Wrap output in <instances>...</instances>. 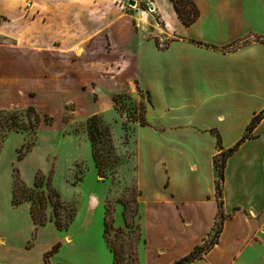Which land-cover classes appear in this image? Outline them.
I'll use <instances>...</instances> for the list:
<instances>
[{
    "label": "crops",
    "instance_id": "obj_1",
    "mask_svg": "<svg viewBox=\"0 0 264 264\" xmlns=\"http://www.w3.org/2000/svg\"><path fill=\"white\" fill-rule=\"evenodd\" d=\"M27 1L48 7L40 30L34 25L31 31L22 30L28 20ZM149 1L164 23L165 29L156 36L166 43L162 47L157 38L135 30L125 17V53L118 54L123 70L117 77L125 74L118 80L125 93L140 90L148 98L145 125L135 129V185L144 240L138 264L144 258L174 264L214 234L213 160L231 149L251 119L264 110V0H192L199 16L189 26L180 21L171 0ZM104 8H112V0H0V71L9 73L0 79L1 85L15 86L16 94L24 96L33 90L24 88L31 69L50 80L42 68L53 23L58 24L61 41L67 19L86 29L102 20L106 24L101 37L114 51L118 35L114 28L123 19L114 20L112 9L103 19L94 14ZM93 35L80 38L73 52L91 53ZM23 51L28 57L21 56ZM88 58L96 62L87 56V63ZM13 135L23 136L13 133L7 138ZM20 141L15 151L24 140ZM16 153L6 163L11 176L16 168L27 187L33 186L37 171L48 173V166L31 161L33 150L20 161ZM11 180L10 191L0 199V264H43L44 254L56 244L59 250L49 263L68 264L56 258L64 245H74L68 235L66 243L51 244L38 253L35 243H25L28 235L19 238L18 224L32 229L34 223L28 202L12 204L13 176ZM220 200L225 216L221 231L210 250L190 264H264V118L226 159ZM108 253L106 263L112 264ZM71 254L75 260L80 257L76 249ZM84 260L98 264L92 254Z\"/></svg>",
    "mask_w": 264,
    "mask_h": 264
},
{
    "label": "rangeland",
    "instance_id": "obj_2",
    "mask_svg": "<svg viewBox=\"0 0 264 264\" xmlns=\"http://www.w3.org/2000/svg\"><path fill=\"white\" fill-rule=\"evenodd\" d=\"M129 1H135L137 9L130 6ZM147 1L112 0V8L98 9L94 13L103 19L112 9L114 20L123 19L114 28L118 30L114 51L109 43L104 44L101 37L106 24L102 20L93 26L89 24L91 28L87 29L82 24L86 30H80V24L69 23L67 19L63 40L57 39L61 36V32H57L58 24H50L48 30L51 36L49 55L44 60L42 72L50 78L49 81L46 82L36 70L31 69L28 79L24 80V88L33 90L27 91L24 96L16 94L15 86L0 83V105H5L0 108L3 111L0 114V133H6V138L13 133L23 134L22 137L13 135L5 138L0 144V199L4 198L12 184L6 162L15 155L18 143L23 139V144L32 145L31 161L49 167L48 173L44 171L45 176L49 177L51 186L65 207V210H57L59 221L63 223L68 212H75L74 222L61 231L53 221L37 229L35 225L29 229L25 223L18 224L19 238L28 235L25 243H35L36 253L51 244L66 243L68 235L70 243L74 245H64L60 255L56 256L57 260L68 264H85L84 257L92 254L97 257L98 264H107L110 255L103 239V220L106 216L107 224L111 227L107 239L116 249L118 264H133L136 260L139 263L143 246L141 243L137 245L139 231L136 226L140 231L141 226L135 185V129L144 120L148 98L142 91L125 93L124 85L118 81L124 80L125 74L117 76L123 70V62L118 54L125 53V17L135 30L149 38H157L156 35L165 29L157 12L144 14V20L138 14L145 11ZM24 9L28 20L22 30L31 31L32 25L35 31L37 28L40 30L42 22L46 21L48 7L41 1H27ZM31 17L35 18V22L31 21ZM92 34L91 53L76 55L73 49L80 46V38L86 40ZM158 43L164 47L166 42L158 40ZM21 56L28 57L25 51ZM87 56L94 57L96 62L88 58L91 64L87 63ZM7 75V71H0V79ZM9 99L17 100L6 105ZM28 107H32L39 117L34 133L30 129L34 113H26ZM92 117L95 120L88 123ZM105 130L107 136L103 135ZM90 132L97 133L95 148L102 175L98 174L92 159ZM45 213L54 220L51 204L47 205ZM125 226L131 228L125 229L123 234L116 232ZM86 243H90L91 249L87 248ZM72 249L78 251L81 259L73 258ZM149 261L144 258L140 264H154ZM46 264H50L49 259H46Z\"/></svg>",
    "mask_w": 264,
    "mask_h": 264
},
{
    "label": "trees",
    "instance_id": "obj_3",
    "mask_svg": "<svg viewBox=\"0 0 264 264\" xmlns=\"http://www.w3.org/2000/svg\"><path fill=\"white\" fill-rule=\"evenodd\" d=\"M174 10L180 19V21L185 26L191 25L199 16V10L197 9L196 5L193 3L192 0H171ZM140 91V90H138ZM114 103H116V100H114ZM32 112L34 113L33 117V126L31 131L33 133L37 129V125L39 124V117L35 113L34 109L32 107H28L26 110V113ZM3 111L0 110V114H2ZM264 118V110L260 112L259 114L255 115L248 127L246 133L242 136V138L228 151L221 152L218 154L214 160H213V166L216 174V180H215V197L217 199V222L215 224L214 228V234L213 238L208 241L206 240L202 245H198L194 248V250L181 259L182 263H192L196 260H199L202 258L203 254L208 252L210 248L213 246V244L216 241V237L219 235L221 231V225L223 220L225 219V216L221 212V185L223 183L224 178V167L226 159L231 156L239 147V145L246 139L251 137V131L254 129V127ZM95 120L94 117L88 119V123L93 122ZM141 126L145 125L144 120L140 122ZM16 131V130H15ZM96 132H90L89 133V142L91 147V154L92 159L95 163V166L98 170V174L102 175L100 173L99 168V162L97 158V149L95 148V140H96ZM6 133L1 135L0 133V144L4 141L6 138ZM103 135L107 136L108 132L105 130ZM218 146H220V141L218 138ZM32 145L28 143H24L18 150H17V160L20 161L24 155H26L28 152L31 151ZM12 176H13V189H12V204L14 206H18L24 202H28L30 204V210L29 214L30 217L35 225V228L37 229L40 226H44L48 221H53L55 227L58 230L66 229L73 221L75 217V212L71 211L68 212L65 215V221L61 223L57 217V210L61 208L62 210H65L64 204L60 201L59 194L56 192V190L51 186V181L49 177H46L41 173L40 171H37L34 176V183L32 187H27L20 179L18 171L16 168L12 169ZM28 193L29 195L26 196L25 194ZM138 196V193H137ZM48 204H51L53 206L54 211V220H51L46 216L45 210ZM131 227L125 226L124 228H118L117 233L123 234L125 233V229H130ZM137 230L139 231L138 237H137V245L139 243L144 244V240L141 236V231L138 226H136ZM111 227L107 224L106 216L103 220V239L105 241L106 247L112 254V264H118L117 258H116V249L112 247V244L108 241L107 236L109 234V230ZM59 244L54 245L50 251L46 252L44 254V263L46 264V259L57 253ZM137 261H134L133 264H137ZM180 263V264H182Z\"/></svg>",
    "mask_w": 264,
    "mask_h": 264
},
{
    "label": "built area",
    "instance_id": "obj_4",
    "mask_svg": "<svg viewBox=\"0 0 264 264\" xmlns=\"http://www.w3.org/2000/svg\"><path fill=\"white\" fill-rule=\"evenodd\" d=\"M133 7H134V9H137L136 2H135V5ZM140 13H138V14L142 17V20H144L145 17H143V15L147 14V13L149 15H153L155 13V8H154L153 4L150 1H147V5H146V8H145V11L140 12Z\"/></svg>",
    "mask_w": 264,
    "mask_h": 264
},
{
    "label": "water",
    "instance_id": "obj_5",
    "mask_svg": "<svg viewBox=\"0 0 264 264\" xmlns=\"http://www.w3.org/2000/svg\"><path fill=\"white\" fill-rule=\"evenodd\" d=\"M130 6H134L135 5V1H129L128 2Z\"/></svg>",
    "mask_w": 264,
    "mask_h": 264
}]
</instances>
